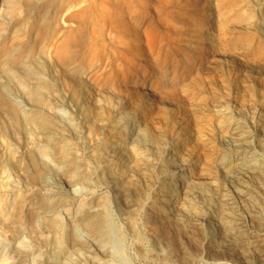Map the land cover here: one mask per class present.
I'll return each instance as SVG.
<instances>
[{
	"label": "rangeland",
	"instance_id": "rangeland-1",
	"mask_svg": "<svg viewBox=\"0 0 264 264\" xmlns=\"http://www.w3.org/2000/svg\"><path fill=\"white\" fill-rule=\"evenodd\" d=\"M199 1L0 0V225L40 193L18 160L61 184L48 135L91 149L101 173L122 137L184 127L209 142L223 114L264 133V0ZM197 151L212 169V150Z\"/></svg>",
	"mask_w": 264,
	"mask_h": 264
},
{
	"label": "bare ground",
	"instance_id": "bare-ground-1",
	"mask_svg": "<svg viewBox=\"0 0 264 264\" xmlns=\"http://www.w3.org/2000/svg\"><path fill=\"white\" fill-rule=\"evenodd\" d=\"M221 116L209 142L184 127L169 137H122L114 145L120 156L101 173L91 149L77 154L48 135L61 184L33 157L18 160L40 193L0 225V264H264V133ZM7 119L13 130L17 118ZM30 120L45 130L57 125ZM197 149L212 150V169Z\"/></svg>",
	"mask_w": 264,
	"mask_h": 264
}]
</instances>
